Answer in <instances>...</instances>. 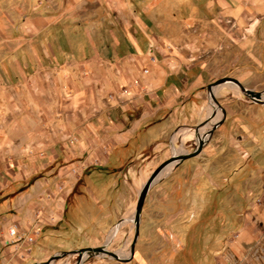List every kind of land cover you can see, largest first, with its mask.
<instances>
[{
	"label": "crops",
	"instance_id": "obj_1",
	"mask_svg": "<svg viewBox=\"0 0 264 264\" xmlns=\"http://www.w3.org/2000/svg\"><path fill=\"white\" fill-rule=\"evenodd\" d=\"M70 1L75 3V0H47L42 5V0L41 3L29 0L28 6L37 13L52 12L58 11L57 7H66ZM86 1L89 2L78 0L76 5H85ZM97 1L109 8L103 9V13L132 12L129 5H121L119 0ZM216 3L224 20L212 25L216 32L210 38L209 54L199 61L158 47L154 49L155 61L146 63L149 72L143 74L136 65L144 63L149 52L145 41L132 34L126 40L112 39L113 51L107 59L99 55L93 42L82 64L87 73L81 77L80 88L74 91L79 103H65L70 111L62 127L65 139L60 148L59 140L38 121L33 130H26L25 122L17 124L18 133L13 132L16 126L11 122L3 125L7 133L0 134V264H45L57 253L101 246L114 225L130 219L128 215L139 192L154 170L174 155L172 136L177 132L185 135L200 124L212 105L211 99L217 101L212 107L220 106L223 114L207 147L198 156L165 170L166 175L162 174L151 189L207 155V164L214 168V173L233 170L235 164L244 160L251 166V174L264 173V104L251 101L226 85L229 83L214 87L212 94L207 90L209 84L226 77L237 79L247 89L264 90L262 20L255 21L250 35L241 43L247 61L245 66L243 61L238 62L241 65L238 72L232 71V62L238 59L233 60L230 53L234 34L228 27L229 21L243 26L252 17L264 19V0H216ZM221 27L229 29L224 36L218 33ZM121 41L128 42L123 54L116 48ZM115 59L123 63L111 62ZM121 82H131L129 96L119 101L107 100L106 87L111 85L114 91ZM16 88L24 98L26 86ZM54 92L58 93L55 89ZM6 102H1L3 109ZM51 105L50 111L61 107L57 102ZM74 108L79 110L77 118ZM206 134L207 131L199 133V139ZM189 141L184 140L187 148L191 147ZM246 143H250L249 147ZM239 147L247 148L249 157H243ZM28 150L32 153L27 154ZM40 152H44L49 162H35ZM180 153L185 152L181 149ZM60 154L72 162L65 168V181L52 177L22 185L25 178L42 168L49 167L54 175L52 160ZM251 156L254 158L250 161ZM27 157L34 159L33 165H22ZM254 234L246 227L240 240L255 249L260 237Z\"/></svg>",
	"mask_w": 264,
	"mask_h": 264
},
{
	"label": "rangeland",
	"instance_id": "obj_2",
	"mask_svg": "<svg viewBox=\"0 0 264 264\" xmlns=\"http://www.w3.org/2000/svg\"><path fill=\"white\" fill-rule=\"evenodd\" d=\"M76 1L74 4L70 1L62 9L57 7L58 11L41 10L37 13L28 6L29 0H0V134L7 133L4 128L8 122L16 126L13 132L18 133L17 124L25 122L26 130H33L38 121L59 140L60 148L65 139L62 127L70 111L65 103L78 102L74 91L80 88L81 77L87 73V67L82 64L86 62L93 42L104 59L112 55V39L126 40L132 34L145 41L149 51L162 47L167 53H180L191 61H199L209 54L210 38L216 32L212 25L224 20L218 13L216 0H119L121 5H129L132 12L118 14L101 12L109 8L97 0L86 1L85 5H76ZM46 3L47 0H42V5ZM261 18L252 17L243 26L228 22L234 34L230 53L233 60L238 59L232 62V71L240 70V60L245 66L247 57L241 43L250 35L255 21L262 20L260 26L264 25ZM228 31L221 27L218 33L224 36ZM127 43L123 41L116 48L123 54L128 49ZM118 60L119 64L123 63L120 59L111 62ZM147 61L153 63L149 60V52L145 62L138 63L136 69L143 73L148 69ZM21 85L26 86L24 98L16 92V87ZM130 85L131 82H121L114 91L111 85L107 86L106 99L119 101L126 98L130 93L125 94L122 90L129 89ZM226 85L242 93L237 85ZM111 95L115 98L111 99ZM5 100L9 101V108L6 102V109H3ZM211 101L212 105L216 104L213 99ZM54 102L61 107L50 111L49 105ZM212 105L208 106L200 124L191 127L185 135L177 132L172 136L174 155H178L181 149L185 153L194 151L199 145V133L207 131V137L213 125L222 118V108L218 105L213 108ZM73 113L77 118L79 110L74 108ZM188 139L190 148L184 145V140ZM209 139L207 137L204 147ZM71 141L69 138V144ZM248 144L245 146L249 147ZM29 146L31 142H28ZM177 150L179 153H175ZM239 150L243 157H249L247 148L239 147ZM29 151L27 154L32 153ZM38 155L35 162H49L44 152ZM208 158L207 155L194 160L189 168L177 171L169 179H162L165 184L155 185L149 191L141 215L135 254L130 261L120 262L100 255L88 258L83 264H264V173L254 171L251 174V166H247L245 160L235 164L233 170L214 173V168L207 164ZM253 158L251 156L249 160ZM32 160L27 157L22 165H33ZM52 161L51 170L56 169L54 175L49 167L42 168L25 178L22 185L52 177L65 181V168L72 162L61 154ZM135 208L136 205L128 215V221L112 227L101 246L120 256L130 257L135 235ZM246 227L260 237L255 249L240 240ZM78 258V254H71L51 264H76Z\"/></svg>",
	"mask_w": 264,
	"mask_h": 264
},
{
	"label": "water",
	"instance_id": "obj_3",
	"mask_svg": "<svg viewBox=\"0 0 264 264\" xmlns=\"http://www.w3.org/2000/svg\"><path fill=\"white\" fill-rule=\"evenodd\" d=\"M224 83H233V84L237 85L240 88V90L242 91V93L245 96H247L251 101H253L255 103H259V104H264V90L256 92V91L247 89L237 79L231 78V77L218 79L217 81L209 84L207 86V90H208V92L210 94H212V91H213L214 87L219 86V85L224 84ZM221 122H222V120H219L213 125V128L209 131L207 137H210L212 135V133L215 130V128L219 124H221ZM196 131L199 132V128H196ZM207 137H205L206 139H199V145L196 147V149L194 151L187 152V153H184V154L173 155L171 158H169L168 160L164 161L159 167H157L154 170V172L152 173L150 178L147 180V182L141 188V190L139 192V195H138L137 204H136L135 213H134L135 235H134V239H133L132 245H131L130 257H123V256L118 255L115 252L109 251L106 248V246H98V247L82 248V249H79V250H76V251L57 253V254L53 255L51 257V259L49 261H47L45 264H51L53 261H57L60 258L65 257L67 255H71V254H78L79 255V258H78V261H77L76 264H83L88 258H90L92 256H100V255H107V256H109V257H111V258H113V259H115L117 261H120V262H128V261H130L134 257V254H135V247H136L139 235H140L141 215H142V212H143V208H144V204H145L147 195H148L151 187L156 182L161 180V175L164 173V171L168 167L177 166V165H179L180 163H182L183 161H185L187 159H190V158H193L195 156H198L201 153V151H202V149H203V147L205 145V141L207 140Z\"/></svg>",
	"mask_w": 264,
	"mask_h": 264
},
{
	"label": "built area",
	"instance_id": "obj_4",
	"mask_svg": "<svg viewBox=\"0 0 264 264\" xmlns=\"http://www.w3.org/2000/svg\"><path fill=\"white\" fill-rule=\"evenodd\" d=\"M149 60H150L151 62H154V61H155L154 49H151V50L149 51ZM143 73H144V74L148 73V69H144V72H143ZM128 91H129V89H123V90H122V92L125 93V94H127ZM110 97H111V99H113V98H115V95H111ZM13 234H15L14 231H13Z\"/></svg>",
	"mask_w": 264,
	"mask_h": 264
},
{
	"label": "bare ground",
	"instance_id": "obj_5",
	"mask_svg": "<svg viewBox=\"0 0 264 264\" xmlns=\"http://www.w3.org/2000/svg\"><path fill=\"white\" fill-rule=\"evenodd\" d=\"M175 153H179V151L177 150V152H175ZM171 167H172V166L168 167L166 170L169 171V170L171 169ZM132 218H133V217H132ZM134 221H135V219H134ZM111 239H112V234H111V236L108 238V241L111 242Z\"/></svg>",
	"mask_w": 264,
	"mask_h": 264
},
{
	"label": "trees",
	"instance_id": "obj_6",
	"mask_svg": "<svg viewBox=\"0 0 264 264\" xmlns=\"http://www.w3.org/2000/svg\"><path fill=\"white\" fill-rule=\"evenodd\" d=\"M33 181H31L30 183H32Z\"/></svg>",
	"mask_w": 264,
	"mask_h": 264
}]
</instances>
